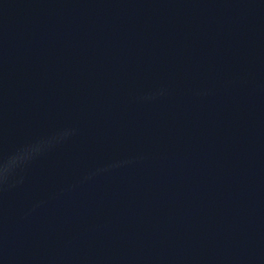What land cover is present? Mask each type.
<instances>
[{
    "label": "water",
    "instance_id": "obj_1",
    "mask_svg": "<svg viewBox=\"0 0 264 264\" xmlns=\"http://www.w3.org/2000/svg\"><path fill=\"white\" fill-rule=\"evenodd\" d=\"M0 264H264V88L186 0H0Z\"/></svg>",
    "mask_w": 264,
    "mask_h": 264
}]
</instances>
